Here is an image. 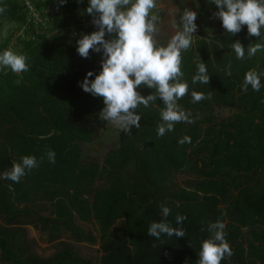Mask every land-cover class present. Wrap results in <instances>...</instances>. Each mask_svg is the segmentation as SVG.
I'll return each mask as SVG.
<instances>
[{
	"label": "trees",
	"instance_id": "1",
	"mask_svg": "<svg viewBox=\"0 0 264 264\" xmlns=\"http://www.w3.org/2000/svg\"><path fill=\"white\" fill-rule=\"evenodd\" d=\"M31 1L37 19L20 0H0V18L16 25L0 52L23 54L29 65L20 73L0 66V175L22 156L39 162L19 183L0 178V264H198L208 225L217 220L233 252L221 264H264V77L259 92L241 89L247 71H264V50L251 58L246 51L241 60L231 48L237 40L245 50L264 44V28L261 38L249 36L246 25L231 36L212 18L217 6L200 0L197 33L181 52L188 94L178 101L194 122H178L158 137L164 104L157 97L136 110L139 129H118L116 146L101 162L84 161L82 144L92 141L104 103L79 82L89 71L90 80L99 74L103 53L90 50L83 58L77 41L98 29L86 13L88 0L59 8L58 0ZM154 12L160 22L163 12ZM201 61L208 85L192 83ZM137 91L146 97L155 90L142 85ZM192 91L211 97L192 103ZM221 107L231 114L217 116ZM184 136L191 143L181 146ZM161 205L170 208L173 227L178 214L186 217L185 237L147 234L162 219ZM28 227L55 243L54 252L38 254ZM83 243L98 244L100 256H82L77 244Z\"/></svg>",
	"mask_w": 264,
	"mask_h": 264
},
{
	"label": "clouds",
	"instance_id": "2",
	"mask_svg": "<svg viewBox=\"0 0 264 264\" xmlns=\"http://www.w3.org/2000/svg\"><path fill=\"white\" fill-rule=\"evenodd\" d=\"M67 0H58L57 8ZM82 2V0H78ZM217 6L212 18L220 19L226 33L231 36L239 33L242 26H247L249 36L261 38L264 28V0H208ZM156 8L155 0H88L86 13L92 17L93 25L98 29L91 34H82L77 41V52L83 58L89 57L90 50L103 53L101 71L90 80L94 73L87 72L80 83L84 92L94 97L103 98L104 107L99 113L103 121L111 122L116 128L126 134L131 133L134 126L141 127V115L137 114L140 105L145 108L157 97L161 98L164 107L161 109L162 122L157 125V136L162 137L166 132L174 130L178 122L193 123L191 113H186L178 101L188 94V83L183 81L181 71V52L188 50L192 44L193 33L197 31V12L185 8L174 26L181 25L168 41L166 46H159L156 40L158 31L156 25L160 20L158 14H153ZM5 8L0 7V13ZM107 37V38H106ZM237 59L251 58L258 51L264 50V44H249L247 50L239 40L231 44ZM198 54V53H197ZM199 55V54H198ZM27 57L6 49L0 54V66L8 67L13 72L20 73L28 70ZM227 75H231L230 72ZM261 77L264 71L251 69L246 72L242 91L247 92L249 86L259 92ZM210 76L206 64L200 62L197 72L192 77V83L209 84ZM154 89L148 96H142L137 89L141 86ZM192 103L210 98L203 92L192 91ZM191 143V138L184 136L178 140L179 145ZM55 152L49 149L47 158L55 163ZM43 159V157L41 158ZM35 156L25 155L20 162H13L10 170L5 171L0 178L19 183L32 169L38 167ZM170 208L161 205L162 219L151 222L147 234L157 240L162 235L185 237L182 227L185 216L175 217L177 227H173L167 217ZM211 236L201 243L198 264H221L226 257L233 255L226 240L225 224L219 220L208 225ZM190 246V245H189Z\"/></svg>",
	"mask_w": 264,
	"mask_h": 264
},
{
	"label": "rangeland",
	"instance_id": "3",
	"mask_svg": "<svg viewBox=\"0 0 264 264\" xmlns=\"http://www.w3.org/2000/svg\"><path fill=\"white\" fill-rule=\"evenodd\" d=\"M156 8L153 10L160 9L163 12V17L156 27L158 29L156 33L157 42H163L167 45L171 37L178 31L181 30L182 26H174V21H178L179 16L183 14L185 8L191 9L198 13L200 0H155ZM154 14H158L154 12ZM15 23L9 22L4 18H0V44L4 42L6 36L10 31L15 29ZM212 36H218L219 32L216 28H211L210 31ZM197 32L193 33L195 35ZM2 54V52H0ZM215 114L217 116H228L231 111L228 108H216ZM94 136L91 142L82 144L83 159L84 161L95 159L99 162L105 152L116 146V139L118 134V128H116L110 121H103L95 127ZM182 180V177L180 178ZM179 180V181H181ZM94 230V227L89 228ZM28 234L31 239L34 240L35 250L42 256H48L55 250V243H49L46 241L44 234L39 231L28 227ZM95 232V231H94ZM77 248L80 254L86 258L96 259L100 256L99 245H88V244H77Z\"/></svg>",
	"mask_w": 264,
	"mask_h": 264
},
{
	"label": "built area",
	"instance_id": "4",
	"mask_svg": "<svg viewBox=\"0 0 264 264\" xmlns=\"http://www.w3.org/2000/svg\"><path fill=\"white\" fill-rule=\"evenodd\" d=\"M20 2L29 15L33 16L35 19L39 18L37 8L31 0H20Z\"/></svg>",
	"mask_w": 264,
	"mask_h": 264
}]
</instances>
